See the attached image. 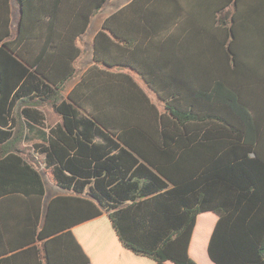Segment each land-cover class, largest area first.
<instances>
[{
	"label": "trees",
	"instance_id": "trees-1",
	"mask_svg": "<svg viewBox=\"0 0 264 264\" xmlns=\"http://www.w3.org/2000/svg\"><path fill=\"white\" fill-rule=\"evenodd\" d=\"M106 2L0 0V264H264V0H131L64 95Z\"/></svg>",
	"mask_w": 264,
	"mask_h": 264
},
{
	"label": "rangeland",
	"instance_id": "rangeland-1",
	"mask_svg": "<svg viewBox=\"0 0 264 264\" xmlns=\"http://www.w3.org/2000/svg\"><path fill=\"white\" fill-rule=\"evenodd\" d=\"M130 0H107L106 4L102 9L96 13L91 20L90 26L88 28V31L85 32V34L82 36V38L78 41L80 46L83 48L82 55L76 62V66L78 67L76 76L74 78H71L67 84L66 89H70L72 86L76 84V82L80 78V74L82 70H85L91 63H92V51H93V36L95 32H97L102 27V23L104 19L112 12H115L116 10H119L123 5L126 3H129ZM137 77V76H136ZM138 81L147 87L145 83L141 80V78H137ZM151 98L155 102H157L161 107H163V104L157 99V97L150 93ZM47 115V121L49 125H55L59 120L60 117L58 114H56L53 111L52 105L50 104H44L42 107H40ZM35 141L26 139L23 144H20V149L23 151V154L28 155V153H32L36 157H38V154H36L33 150V143ZM45 181H46V188L48 196H53L55 194L65 193L66 191L60 189L59 187H56L52 184V181L45 175ZM192 256V255H191ZM198 264H206L207 261L202 255L195 254L192 256Z\"/></svg>",
	"mask_w": 264,
	"mask_h": 264
},
{
	"label": "crops",
	"instance_id": "crops-1",
	"mask_svg": "<svg viewBox=\"0 0 264 264\" xmlns=\"http://www.w3.org/2000/svg\"><path fill=\"white\" fill-rule=\"evenodd\" d=\"M131 1V0H130ZM129 1V2H130ZM127 4V3H126ZM125 4V5H126ZM124 6V5H123ZM117 11V10H116ZM115 11V12H116ZM112 13H114V12H112ZM111 14V13H110ZM109 14V15H110ZM15 17H16V12H15ZM100 30V29H99ZM98 30V31H99ZM87 31H88V29H87ZM97 31V32H98ZM85 34V33H84ZM83 34V35H84ZM95 34H96V32H95ZM95 34H94V36H95ZM82 35V36H83ZM82 36L80 37V38H78V40H77V44L80 46V44H79V40L82 38ZM94 36H93V40H94ZM81 47V46H80ZM82 48V47H81ZM82 50H83V48H82ZM93 50H94V43H93ZM84 51V50H83ZM82 51V52H83ZM82 52H81V55H82ZM80 55V56H81ZM80 56H79V58H80ZM78 58V59H79ZM77 59V60H78ZM77 62V61H76ZM92 62H93V52H92ZM92 64V63H91ZM90 64V65H91ZM75 65H76V63H75ZM89 65V66H90ZM88 66V67H89ZM77 67V66H76ZM87 67V68H88ZM87 68L85 69V70H87ZM77 70H78V67H77ZM77 70H76V73H77ZM85 70H82V72H81V74H80V78H81V75H82V73L85 71ZM75 76H76V74H75ZM74 76V77H75ZM80 78H79V80H80ZM78 80V81H79ZM78 81L76 82V84L78 83ZM69 82V81H68ZM68 82L66 83V88H67V84H68ZM75 84V85H76ZM75 85L74 86H72L70 89H72V88H74L75 87ZM66 88H64V91H63V94L64 95H66L67 93H68V91L70 90V89H66ZM147 88V87H146ZM61 121V119L58 121V122H60ZM57 122V123H58ZM47 123H48V121H47ZM56 123V124H57ZM55 124V125H56ZM43 211H45V206H43ZM216 222H217V216L215 215V214H213V213H206V214H201V215H199V217H198V221H197V225H196V229H195V231H194V235H193V239H192V244H191V246L195 243L196 244V241L198 240V236H197V229H198V227H199V225L201 226V227H203V228H207L208 226L210 227V230H209V236H208V239H207V241L209 240V238H210V235H211V232H212V230H213V227H214V225L216 224ZM204 246H206V244L204 245ZM191 255H193V253H191ZM171 264V263H170Z\"/></svg>",
	"mask_w": 264,
	"mask_h": 264
}]
</instances>
